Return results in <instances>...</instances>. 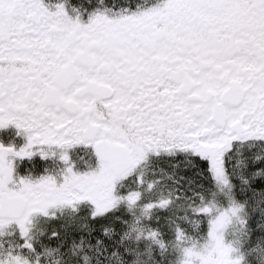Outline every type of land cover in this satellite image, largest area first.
<instances>
[{"label":"snow or ice","instance_id":"6c2138e0","mask_svg":"<svg viewBox=\"0 0 264 264\" xmlns=\"http://www.w3.org/2000/svg\"><path fill=\"white\" fill-rule=\"evenodd\" d=\"M0 264H264V0H0Z\"/></svg>","mask_w":264,"mask_h":264},{"label":"flooded vegetation","instance_id":"af4514ba","mask_svg":"<svg viewBox=\"0 0 264 264\" xmlns=\"http://www.w3.org/2000/svg\"><path fill=\"white\" fill-rule=\"evenodd\" d=\"M6 134L5 133H0V138H5Z\"/></svg>","mask_w":264,"mask_h":264}]
</instances>
